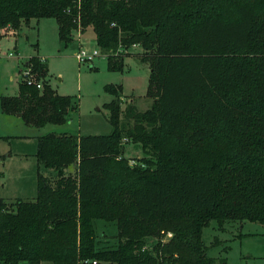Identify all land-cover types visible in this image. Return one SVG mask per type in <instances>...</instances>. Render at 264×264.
<instances>
[{
    "label": "trees",
    "instance_id": "trees-1",
    "mask_svg": "<svg viewBox=\"0 0 264 264\" xmlns=\"http://www.w3.org/2000/svg\"><path fill=\"white\" fill-rule=\"evenodd\" d=\"M44 17L64 44L92 27L111 70L140 46L154 100L142 113L126 106L132 128L112 99L109 134L36 137L38 167L55 177L38 172L35 198L14 208L0 198V264H227L207 255L202 229L211 220L264 226V0H0V30ZM26 65L45 79L37 56ZM42 83L22 81L1 110L36 128L64 124L75 103ZM105 90L117 98L121 86ZM124 137L153 150L145 168H128ZM113 165L133 185L110 178ZM97 220L115 224V247L97 248Z\"/></svg>",
    "mask_w": 264,
    "mask_h": 264
},
{
    "label": "rangeland",
    "instance_id": "rangeland-1",
    "mask_svg": "<svg viewBox=\"0 0 264 264\" xmlns=\"http://www.w3.org/2000/svg\"><path fill=\"white\" fill-rule=\"evenodd\" d=\"M0 35V98L19 94L22 74L28 67L34 80L41 84L45 80L57 94L69 96L76 106L68 113L64 124H46L40 128L28 126L20 115L0 108V197L9 208H14L18 199L35 198L38 172L55 177L54 171L49 174L45 168L38 167L35 157L36 135L48 132L107 135L111 131V125L108 121L110 112L105 104L112 99L122 110L120 122L126 124V128H132L133 119L125 118L123 114L126 106L133 104L136 111L142 113L151 107L154 98L146 94L149 67L136 57V53L141 52L138 45L131 46L128 50L129 54L123 59L122 70H111L106 53L101 50L91 63H79L75 58L80 46L87 49L98 48L95 33L90 26L83 33L74 30L72 39L67 44L59 39L56 20L52 17L30 19L20 31L0 30ZM34 55L47 66L45 79H38L31 66L26 65L27 60ZM107 85H120V95L115 98L109 94L105 90ZM121 144L129 169L147 166L141 159L151 157V148L143 149L140 143L127 137L121 140ZM116 158H120L119 155ZM67 170L73 174L75 165L69 166ZM106 172H109L110 178H113L114 173L128 186L133 185L135 176L126 180L123 177L125 172L122 173L119 165L111 166ZM128 209L132 211L131 208ZM95 224L97 248L115 247V224L100 220L95 221ZM161 233L162 236L158 238L145 239L147 248L157 239L164 241V238L169 237L168 233L172 236L170 231ZM201 239L206 245L207 255L216 261L224 258L227 264H264V226L257 222L226 221L218 227L217 222L211 220L202 229Z\"/></svg>",
    "mask_w": 264,
    "mask_h": 264
},
{
    "label": "built area",
    "instance_id": "built-area-1",
    "mask_svg": "<svg viewBox=\"0 0 264 264\" xmlns=\"http://www.w3.org/2000/svg\"><path fill=\"white\" fill-rule=\"evenodd\" d=\"M100 53V50L98 48H92V49H87L84 47H79L78 50L75 53V58L79 63H91L92 60L98 56ZM27 69H24L23 74H22V79L27 85H33L36 88H41L42 84L34 80L32 72L30 68L26 67ZM167 236H171V234H167ZM166 237L163 240L169 238ZM147 248V246H145ZM89 261H81V264H87ZM96 261H92V264H95Z\"/></svg>",
    "mask_w": 264,
    "mask_h": 264
},
{
    "label": "crops",
    "instance_id": "crops-1",
    "mask_svg": "<svg viewBox=\"0 0 264 264\" xmlns=\"http://www.w3.org/2000/svg\"><path fill=\"white\" fill-rule=\"evenodd\" d=\"M41 135V134H40ZM38 135H36V137H37ZM36 137H35V139H36ZM8 156H10V154H7ZM50 171H48V173H49ZM46 175H48L47 173H45ZM50 174V173H49ZM1 199H3L2 197H0Z\"/></svg>",
    "mask_w": 264,
    "mask_h": 264
},
{
    "label": "water",
    "instance_id": "water-1",
    "mask_svg": "<svg viewBox=\"0 0 264 264\" xmlns=\"http://www.w3.org/2000/svg\"><path fill=\"white\" fill-rule=\"evenodd\" d=\"M18 116L20 115V114H17Z\"/></svg>",
    "mask_w": 264,
    "mask_h": 264
}]
</instances>
